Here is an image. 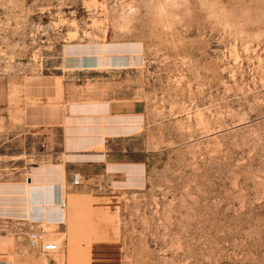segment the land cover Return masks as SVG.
<instances>
[{
	"label": "rangeland",
	"instance_id": "obj_1",
	"mask_svg": "<svg viewBox=\"0 0 264 264\" xmlns=\"http://www.w3.org/2000/svg\"><path fill=\"white\" fill-rule=\"evenodd\" d=\"M56 164L119 202L91 264H264V0H0V186Z\"/></svg>",
	"mask_w": 264,
	"mask_h": 264
},
{
	"label": "crops",
	"instance_id": "obj_2",
	"mask_svg": "<svg viewBox=\"0 0 264 264\" xmlns=\"http://www.w3.org/2000/svg\"><path fill=\"white\" fill-rule=\"evenodd\" d=\"M64 123L63 116L61 123L56 127H61ZM44 126L46 125L40 123L36 127ZM41 133H44L43 130ZM85 153L80 156L82 161L88 163L93 156L89 152ZM89 174H91L89 169L68 174L64 165L60 164L37 166L33 168L32 178L27 179L28 184L25 187L17 184L0 186V194L8 193L7 198L0 199V207L2 205L8 207V215L0 216V223L6 224L5 228L13 240L6 245H0V264H91L89 255H92V251L77 246L80 243L78 241L87 239L86 243H92L93 239L100 244L106 240V235L116 234L119 221L118 200L106 195L92 197L75 194L80 197L76 200L70 198L69 207L66 206L63 211L57 207L59 201L63 200V187L65 186L67 192H72V189H83L81 180L87 178ZM75 181H78V184H75ZM69 195L72 193H67L66 196ZM39 221L56 225V234L63 237L64 250L57 258L43 254L45 260L42 261L36 253L25 256L18 247L23 243L15 242L22 239L25 245H29L26 235L36 230ZM37 248L39 251L40 248Z\"/></svg>",
	"mask_w": 264,
	"mask_h": 264
},
{
	"label": "built area",
	"instance_id": "obj_3",
	"mask_svg": "<svg viewBox=\"0 0 264 264\" xmlns=\"http://www.w3.org/2000/svg\"><path fill=\"white\" fill-rule=\"evenodd\" d=\"M75 184H78V181H75ZM57 207L63 211L66 204L63 200H60ZM45 234V231L40 226H36V230L28 232L26 236L32 246L40 248L42 254L49 255L57 252L59 249L58 245L55 242L45 241Z\"/></svg>",
	"mask_w": 264,
	"mask_h": 264
},
{
	"label": "bare ground",
	"instance_id": "obj_4",
	"mask_svg": "<svg viewBox=\"0 0 264 264\" xmlns=\"http://www.w3.org/2000/svg\"><path fill=\"white\" fill-rule=\"evenodd\" d=\"M117 58H118V57H116V59H117ZM95 59H97V58H95ZM102 59H103V58H102ZM102 59H101V60H102ZM99 60H100V59H99ZM111 60H112V59H111ZM117 60H120L121 62H125V64H126V62L128 63L129 58H122V59H117ZM117 60H116V61H117ZM96 61H97V60H96ZM96 61H95V62H96ZM98 62H99V63H98ZM131 63H132V62H131ZM97 64H109V62H108V60H105V62H103V63H102V62L100 63V61H97ZM117 64H119V63H116L115 65H117ZM128 64H130V63H128ZM89 66H90V64H89ZM27 196H28V195H27Z\"/></svg>",
	"mask_w": 264,
	"mask_h": 264
}]
</instances>
